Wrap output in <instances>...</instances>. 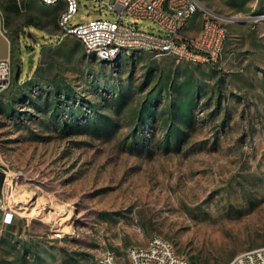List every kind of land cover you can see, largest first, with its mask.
Wrapping results in <instances>:
<instances>
[{"label": "rangeland", "instance_id": "obj_1", "mask_svg": "<svg viewBox=\"0 0 264 264\" xmlns=\"http://www.w3.org/2000/svg\"><path fill=\"white\" fill-rule=\"evenodd\" d=\"M245 1L213 9L236 18L217 64L101 60L74 35L23 48L19 82L13 70L0 91V166L34 227L1 239L0 264H99L154 234L190 264L264 246V5ZM89 5L71 23L96 18Z\"/></svg>", "mask_w": 264, "mask_h": 264}, {"label": "built area", "instance_id": "obj_2", "mask_svg": "<svg viewBox=\"0 0 264 264\" xmlns=\"http://www.w3.org/2000/svg\"><path fill=\"white\" fill-rule=\"evenodd\" d=\"M46 4L66 3L59 26L62 35L76 36L87 52L101 60H114L122 54L147 52L156 56H170L179 61L197 65L220 63L224 57L229 30L225 20L202 10L199 32L194 36L185 33L191 18L199 11L196 0H101L98 6L116 13L115 19L104 16L86 22L71 23L78 13L79 0H41ZM126 17L151 19L160 32L145 30L126 22ZM10 59L0 60V91L9 83L12 74ZM3 168L0 167V171ZM6 172L3 191L0 193V211L4 223L13 221L15 210L9 205V174ZM57 231L56 235L61 236ZM99 264H190L178 253L174 244L161 234H154L146 245L130 246L121 258L113 249L103 251ZM228 264H264V246L238 253Z\"/></svg>", "mask_w": 264, "mask_h": 264}, {"label": "crops", "instance_id": "obj_3", "mask_svg": "<svg viewBox=\"0 0 264 264\" xmlns=\"http://www.w3.org/2000/svg\"><path fill=\"white\" fill-rule=\"evenodd\" d=\"M100 1L79 0V4H92L88 8H96L94 11L98 15L97 17H100L103 16L102 8L98 6ZM196 1L199 3L200 9L207 8L212 11H215L213 9L219 7L216 4L221 2V0ZM263 3L264 0H246L244 4L248 8H252L264 5ZM65 8L66 3L64 1L46 4L41 0H0V60L10 59L13 42L18 43L22 58L21 51L27 46L30 47L29 50L32 49L31 51L35 53L36 45L30 43L32 40L35 42L41 40L39 44V49H41L43 43L62 38L59 19ZM201 22L202 12L199 10L189 21L185 33L189 36L196 35L200 30ZM33 224L32 221L18 214L14 215L11 223H4L3 213L0 211V242L7 234L22 236L26 232L32 231Z\"/></svg>", "mask_w": 264, "mask_h": 264}, {"label": "trees", "instance_id": "obj_4", "mask_svg": "<svg viewBox=\"0 0 264 264\" xmlns=\"http://www.w3.org/2000/svg\"><path fill=\"white\" fill-rule=\"evenodd\" d=\"M18 43L17 42H13L12 43V48H11V56H10V60H11V63H12V69L14 71H16L19 67H22V58L20 56V52H19V49H18ZM19 82V79H17L15 77V75L12 77V80L10 81L9 85L12 87V86H15L17 85V83Z\"/></svg>", "mask_w": 264, "mask_h": 264}, {"label": "water", "instance_id": "obj_5", "mask_svg": "<svg viewBox=\"0 0 264 264\" xmlns=\"http://www.w3.org/2000/svg\"><path fill=\"white\" fill-rule=\"evenodd\" d=\"M204 10H206L207 12H209V13L213 14L214 16L221 18L223 20H235L236 19L235 17L228 16V15H222L218 12L212 11V10L207 9V8H204ZM262 17H264V16H261V15L254 16V18H262ZM20 72H21V67H19L15 71V77L17 79L19 78ZM5 178H6V172L1 170L0 171V193L3 191Z\"/></svg>", "mask_w": 264, "mask_h": 264}, {"label": "bare ground", "instance_id": "obj_6", "mask_svg": "<svg viewBox=\"0 0 264 264\" xmlns=\"http://www.w3.org/2000/svg\"><path fill=\"white\" fill-rule=\"evenodd\" d=\"M32 211H34V210L32 209Z\"/></svg>", "mask_w": 264, "mask_h": 264}]
</instances>
